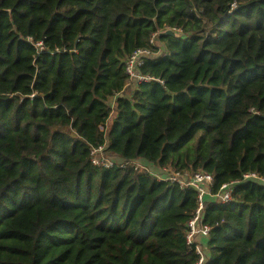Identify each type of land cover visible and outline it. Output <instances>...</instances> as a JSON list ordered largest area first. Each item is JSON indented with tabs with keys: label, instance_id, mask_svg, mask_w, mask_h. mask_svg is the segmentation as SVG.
Returning a JSON list of instances; mask_svg holds the SVG:
<instances>
[{
	"label": "trees",
	"instance_id": "16d2710c",
	"mask_svg": "<svg viewBox=\"0 0 264 264\" xmlns=\"http://www.w3.org/2000/svg\"><path fill=\"white\" fill-rule=\"evenodd\" d=\"M138 161L236 181L203 264H264V0H0V264H195L197 190Z\"/></svg>",
	"mask_w": 264,
	"mask_h": 264
},
{
	"label": "built area",
	"instance_id": "2783aa9c",
	"mask_svg": "<svg viewBox=\"0 0 264 264\" xmlns=\"http://www.w3.org/2000/svg\"><path fill=\"white\" fill-rule=\"evenodd\" d=\"M154 41V38L151 40V42ZM151 53L148 49H139L135 51L126 61V72L130 76L131 80L133 81H143V80H150L152 79L149 76H143L140 75L136 67L141 64L142 58L146 55H149ZM103 147L99 146L96 148H93L91 150L92 158L91 161L93 164L98 165H104V166H112L113 162L110 158H106L102 156ZM100 154L97 156V154ZM125 163H121V165H124ZM176 174L179 175V173H170L165 176L163 174H160L159 176L156 175L157 179L161 180H170V181H176L180 183L182 186H192L194 187L198 192V207L193 215V217L188 221V232H187V241L188 243H195L196 244V251L200 255L198 261L195 264H203L206 261V254L204 255L201 252L200 246L201 244V238L208 235L210 231V227L208 225H205L202 223V214L204 210V200L206 196H210L213 198V201H217L219 203H227L232 199V186L236 181H231L230 183H225L222 185L221 189L217 193H210V186L212 183V176L208 173L204 172H195L193 174H190V178L188 179V176H182L185 180L177 179ZM258 176L255 173H247L244 174V179L248 178H257ZM200 238V240H198Z\"/></svg>",
	"mask_w": 264,
	"mask_h": 264
},
{
	"label": "rangeland",
	"instance_id": "374dc122",
	"mask_svg": "<svg viewBox=\"0 0 264 264\" xmlns=\"http://www.w3.org/2000/svg\"><path fill=\"white\" fill-rule=\"evenodd\" d=\"M154 43H156L157 45H160L159 44V42L158 41H156V38H154ZM130 83V82H129ZM111 103H113V101L111 100L110 101ZM114 115V113H112V116ZM108 124H110L109 122H108ZM100 154L98 153L97 154V156H99ZM102 156H104V157H106L103 153H102ZM106 158H109V157H106ZM138 165L140 166V167H145V166H147V168L148 169H151L156 175H160V174H163V176H165V175H167V174H170V173H173V171L172 170H168V169H165V170H158L156 167H152L151 165H146V164H143L141 161H138ZM176 173V172H175ZM191 176V175H190ZM190 176H188L187 178L189 179L190 178ZM176 178L177 179H181V180H185L184 178H182V175H177L176 174ZM202 239V238H201ZM199 240H200V238H199ZM201 241V240H200ZM202 244V243H201ZM200 249H201V252L205 255L206 253H207V250H205V248L204 247H201L200 246Z\"/></svg>",
	"mask_w": 264,
	"mask_h": 264
},
{
	"label": "water",
	"instance_id": "95a60500",
	"mask_svg": "<svg viewBox=\"0 0 264 264\" xmlns=\"http://www.w3.org/2000/svg\"><path fill=\"white\" fill-rule=\"evenodd\" d=\"M161 33H165V34H173V31L170 29H166L165 31L161 32Z\"/></svg>",
	"mask_w": 264,
	"mask_h": 264
},
{
	"label": "crops",
	"instance_id": "0c3cea01",
	"mask_svg": "<svg viewBox=\"0 0 264 264\" xmlns=\"http://www.w3.org/2000/svg\"><path fill=\"white\" fill-rule=\"evenodd\" d=\"M207 200H212L213 201V198L212 197H210V196H207V198H206ZM199 240V239H198Z\"/></svg>",
	"mask_w": 264,
	"mask_h": 264
}]
</instances>
